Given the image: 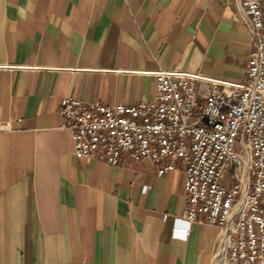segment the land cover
<instances>
[{"label": "crops", "instance_id": "1", "mask_svg": "<svg viewBox=\"0 0 264 264\" xmlns=\"http://www.w3.org/2000/svg\"><path fill=\"white\" fill-rule=\"evenodd\" d=\"M251 51L240 0H0V264H223L218 226L174 232L181 160L77 158L58 109L156 101L160 69L242 82Z\"/></svg>", "mask_w": 264, "mask_h": 264}, {"label": "built area", "instance_id": "2", "mask_svg": "<svg viewBox=\"0 0 264 264\" xmlns=\"http://www.w3.org/2000/svg\"><path fill=\"white\" fill-rule=\"evenodd\" d=\"M240 6L252 45L244 81L160 69L150 72L156 101L65 96L58 111L77 158L118 165L126 154L156 164L160 176L181 160L187 209L174 232L187 237L202 217L222 231L223 264H264V0Z\"/></svg>", "mask_w": 264, "mask_h": 264}]
</instances>
